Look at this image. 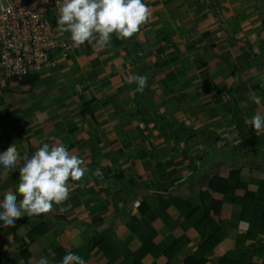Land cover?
I'll list each match as a JSON object with an SVG mask.
<instances>
[{
    "label": "crops",
    "instance_id": "obj_1",
    "mask_svg": "<svg viewBox=\"0 0 264 264\" xmlns=\"http://www.w3.org/2000/svg\"><path fill=\"white\" fill-rule=\"evenodd\" d=\"M199 1L145 0L151 21L125 39L141 50V61L115 36L101 51L88 42L73 47L54 12L52 32L67 46L54 52V66L35 73L30 83L10 81L0 95V152L14 143L30 157L43 143L59 140L84 160V175L69 182V198L50 213L0 227V264H38L42 257L59 264L69 251L87 264H219L227 252L264 264V133L244 123L264 114V74L257 76L264 72V43L259 52L237 55V63L227 58L236 71L222 78L218 90L225 87L228 100L201 85L194 92L187 83L196 80L173 74L219 31L212 30L210 8L201 10L206 2ZM220 5L227 27L228 1ZM164 7L171 10L156 13ZM225 33L220 39L226 51L243 50L234 41L226 44ZM135 70L148 76L142 92L127 82ZM221 99L226 110L215 108ZM141 102L167 125L140 114ZM181 124L219 140L201 146L168 138ZM23 163L13 171L0 168V200L5 191H17Z\"/></svg>",
    "mask_w": 264,
    "mask_h": 264
},
{
    "label": "clouds",
    "instance_id": "obj_2",
    "mask_svg": "<svg viewBox=\"0 0 264 264\" xmlns=\"http://www.w3.org/2000/svg\"><path fill=\"white\" fill-rule=\"evenodd\" d=\"M58 8L57 25L61 33H70L73 47L91 45L96 51L110 46L112 37L125 40L140 33L143 25L152 19V11L145 0H56ZM147 75L127 76L129 84L135 83L137 91L147 87ZM254 103L260 99L251 97ZM246 125L254 126L257 134L264 133V114L256 112L245 119ZM19 167L17 191H5L0 200V227L13 226L17 219L48 214L54 205H60L69 198L70 181H80L84 175V160L70 152L64 144L56 140L51 145L43 143L30 157L21 156L13 143L0 152V168L13 171ZM19 194L20 199H18ZM60 211H64L63 208ZM38 264H50L47 257ZM59 264H87L80 255L69 251Z\"/></svg>",
    "mask_w": 264,
    "mask_h": 264
},
{
    "label": "rangeland",
    "instance_id": "obj_3",
    "mask_svg": "<svg viewBox=\"0 0 264 264\" xmlns=\"http://www.w3.org/2000/svg\"><path fill=\"white\" fill-rule=\"evenodd\" d=\"M199 1V0H196ZM205 3L204 7H201V10L210 8V12L206 14V20L208 24L212 25V30H219L218 33L215 35L213 34V37L211 40H209L210 43H208L206 46L200 45L198 49L202 51V49H205L204 52L202 53H197V48L196 50L194 49L193 52H196L197 54H189V56L186 58L187 63H183L179 65V69L173 74L174 78H177L179 80H186L189 79V81L196 80L194 83H187L188 85H191V89L196 92V89L199 88V85L203 86L204 89H208V93H212V96L214 98H221L225 97L226 100L229 99V92L227 93V90L225 87H223V91L218 90V86L221 85V80L222 78H225L228 76V73L233 71H236V67L233 66L230 68L231 63L236 62L237 63V55L239 56L240 54L245 53V55L248 54V50L251 48L254 51L259 48V44L261 42L264 43V38L261 39V37H264V24L261 22L262 19L264 18V0H203ZM228 1V6L229 11L231 14L229 15L227 21V27L225 25V20L222 18L220 15V11L222 9V6L220 4H225ZM200 2V1H199ZM196 3V8H197ZM169 7H164V8H159L156 9V13L160 10H169ZM171 10V9H170ZM169 10V11H170ZM164 12V13H165ZM168 13V12H166ZM202 13V12H201ZM195 14H199L198 10L196 9ZM204 15V14H202ZM198 18V17H197ZM218 22V23H217ZM220 23V24H219ZM223 25V26H221ZM195 26L200 27V24H195ZM207 28V27H206ZM207 30V29H206ZM209 32L211 31L208 30ZM213 32V31H212ZM221 32V33H220ZM228 33V37H226L227 43L226 44H231L232 41H234L235 45H241L243 50L240 48H235L233 49V52L226 51L222 45L224 44V40L220 38H225V37H220V34H223L222 36H225L226 33ZM217 38V39H215ZM212 45V47H211ZM264 46V45H262ZM125 47H121V50H124ZM156 54L153 56L157 57L159 62L161 60V56L158 54V52L155 50ZM260 54H263L262 51H260ZM236 57H235V56ZM160 58V59H159ZM227 58L230 59L227 60ZM203 59V62L201 60ZM259 58H257L258 60ZM258 66H261L262 62L257 61ZM254 63H256V60H254ZM253 60L251 61V66H253ZM204 64H207V68L203 69L202 66ZM246 64V63H245ZM223 65V66H222ZM248 65V64H247ZM222 66V67H221ZM250 66V65H249ZM248 67L247 69L251 71L253 69L252 67ZM255 66V65H254ZM191 67V69H189ZM235 70V71H234ZM257 71V69L255 70ZM253 72V71H252ZM166 77H168V73L166 70L164 72ZM131 74L133 75H145L142 71L139 72V70L136 72L133 71ZM230 74V73H229ZM264 74L261 73L257 76H260ZM212 75V76H211ZM171 78V76H170ZM173 78V77H172ZM261 81L264 82V76H261ZM226 83V82H225ZM137 86V85H136ZM210 86V87H209ZM137 88V87H136ZM256 88V87H255ZM257 89V88H256ZM264 89V83L261 86V90ZM252 95V94H250ZM249 93L247 94L248 98H251ZM258 97V96H256ZM222 102L219 101L216 104V109H220V106L222 109H225V105L223 103V99H221ZM248 100V99H247ZM254 102L253 100H251ZM231 103V101H230ZM233 103V102H232ZM235 109H238L235 105H233ZM198 108H194L192 111H197ZM191 127H195L196 124L191 123ZM190 127V128H191ZM194 129V128H192ZM197 129V128H195ZM194 129V130H195ZM207 136H211L208 134ZM192 144H199L196 143L195 141H189L188 145ZM202 146V145H201ZM197 160V159H196ZM195 163V160L191 164V166Z\"/></svg>",
    "mask_w": 264,
    "mask_h": 264
},
{
    "label": "built area",
    "instance_id": "obj_4",
    "mask_svg": "<svg viewBox=\"0 0 264 264\" xmlns=\"http://www.w3.org/2000/svg\"><path fill=\"white\" fill-rule=\"evenodd\" d=\"M54 12L56 0H0V95L10 81L56 64L54 52L67 44L52 32Z\"/></svg>",
    "mask_w": 264,
    "mask_h": 264
},
{
    "label": "trees",
    "instance_id": "obj_5",
    "mask_svg": "<svg viewBox=\"0 0 264 264\" xmlns=\"http://www.w3.org/2000/svg\"><path fill=\"white\" fill-rule=\"evenodd\" d=\"M115 41L117 44L120 45H127V43H129V47H133L134 49L131 50H135L132 51L131 54L135 57L136 60H140V58H142V54H141V50H139V48H136L133 44H130L129 41H125V40H120L117 39L115 37ZM136 48V49H135ZM36 78V75L34 72H28L25 76H23V78L19 81H21V83H30L32 82L33 79ZM90 108V105L88 106V109ZM138 111L141 114H145L147 115V119H149L150 121H155L158 120L162 123V125H167L166 120L159 115L153 114V116L148 112L146 106L144 105V103H140L138 106ZM160 123V124H161ZM172 129H176L174 131H170V133H168V138L170 139H187V140H192L195 141L196 143H200L202 145H205V143L209 142V144L211 145L213 142H217L219 139L215 136H207L205 131H197V130H192L189 129V127H187L185 124H181V125H177V127H173ZM240 129H241V125H240ZM212 149V147H209ZM206 148V151L209 149ZM231 175L233 176V171L230 172ZM201 206V205H200ZM202 207V206H201ZM197 230H201L200 226L195 225ZM250 259V258H249ZM219 264H252L248 261L245 260L244 255H237V254H233L232 252H227L224 256H221L219 259Z\"/></svg>",
    "mask_w": 264,
    "mask_h": 264
}]
</instances>
